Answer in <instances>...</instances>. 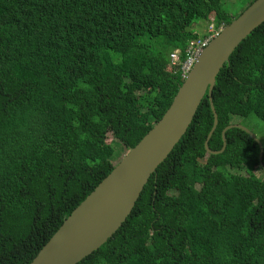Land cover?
Masks as SVG:
<instances>
[{"label":"trees","instance_id":"16d2710c","mask_svg":"<svg viewBox=\"0 0 264 264\" xmlns=\"http://www.w3.org/2000/svg\"><path fill=\"white\" fill-rule=\"evenodd\" d=\"M227 5L0 0V264H31L114 170L117 147L128 153L163 118L185 81L173 50L229 25L237 17ZM199 21L208 23L202 37ZM46 32L61 54L41 71L29 56ZM213 104V151L236 116L261 129L264 23L221 70ZM214 121L207 94L126 222L78 264H264V135L260 148L231 129L226 152L209 154ZM216 209L224 213L208 217Z\"/></svg>","mask_w":264,"mask_h":264},{"label":"water","instance_id":"95a60500","mask_svg":"<svg viewBox=\"0 0 264 264\" xmlns=\"http://www.w3.org/2000/svg\"><path fill=\"white\" fill-rule=\"evenodd\" d=\"M263 23L264 0H255L212 39L163 118L71 213L31 264H78L112 239L132 213L151 177L187 133L207 94L215 124L205 148L211 154L220 153L209 147L218 126L213 104L217 77L241 42ZM234 127L247 132L262 148L251 129L241 124ZM231 129L223 132L222 152L227 147L226 133ZM262 160L260 151L263 166Z\"/></svg>","mask_w":264,"mask_h":264},{"label":"rangeland","instance_id":"374dc122","mask_svg":"<svg viewBox=\"0 0 264 264\" xmlns=\"http://www.w3.org/2000/svg\"><path fill=\"white\" fill-rule=\"evenodd\" d=\"M249 2H250L249 0H228V5L226 6L225 9L227 12L231 13L232 16L238 17L249 6ZM211 23L215 24L214 21H211ZM192 28H193V30H195V33H198L202 37L208 31L207 30L208 29V23H205L203 21H199L198 23L193 25ZM176 50L179 51V55L181 57V60H185L186 59L185 51H182L179 48L174 49L173 51H176ZM171 66L175 67L172 63H171ZM177 66H180V65H177ZM237 119H238L237 116L234 117V121L236 120L237 124L243 125L244 121L242 119H238V120ZM236 123L231 124L228 127H233V129H235L234 125H236ZM214 124H215V121H214ZM260 125H261V129H256V133H257L256 135L258 138H260L264 135V124L260 123ZM228 127H226L225 129H227ZM225 129L223 130V132L225 131ZM223 132H222V134H223ZM209 136H210V133L208 135V138H209ZM109 142L112 143L113 146H115V144H116V142L112 138V136H109ZM120 146H118L116 149V156L118 159L115 161V165L118 162H120L123 159V157L127 154V150L124 147H122V146L120 147ZM223 148H224V141H223V145H222L220 152H222ZM223 153H225V152H223ZM232 171L234 172V171H236V169L233 168ZM202 195L203 194H201L200 196H202ZM223 211H224L223 209H216V211L212 212L208 217L216 219L224 213Z\"/></svg>","mask_w":264,"mask_h":264},{"label":"clouds","instance_id":"9594fccd","mask_svg":"<svg viewBox=\"0 0 264 264\" xmlns=\"http://www.w3.org/2000/svg\"><path fill=\"white\" fill-rule=\"evenodd\" d=\"M224 28V27H223ZM54 38L49 37L48 33H44L42 36H40V39L37 43V45L31 50L30 52V60L31 62L38 67L41 71H46L50 69L51 67L56 65V62H54L55 59L60 57V50L56 47V44L54 43ZM212 41V40H211ZM174 52V51H173ZM172 63V60H171ZM237 124V123H236ZM238 129V128H237ZM251 136V135H250ZM183 139V138H182ZM181 139V140H182ZM227 139V136H226ZM260 139V138H259ZM180 143V142H179ZM178 143V144H179ZM177 144V145H178ZM210 147V143H209ZM227 147H228V139H227ZM226 149L223 152H226ZM175 149V148H174ZM211 149V148H210ZM212 150V149H211ZM213 151V150H212ZM208 152V151H207ZM220 152V151H218ZM223 152L218 153V155L222 154ZM209 153V152H208ZM128 154V153H127ZM211 154V153H209ZM169 157V156H168ZM168 159V158H167ZM166 159V160H167ZM165 160V161H166ZM164 161V162H165ZM163 162V163H164ZM119 163V162H118ZM117 163V164H118ZM162 163V164H163ZM116 164V165H117ZM161 164V165H162ZM160 165V166H161ZM159 166V167H160ZM86 259V258H85ZM82 262V261H81Z\"/></svg>","mask_w":264,"mask_h":264},{"label":"built area","instance_id":"2783aa9c","mask_svg":"<svg viewBox=\"0 0 264 264\" xmlns=\"http://www.w3.org/2000/svg\"><path fill=\"white\" fill-rule=\"evenodd\" d=\"M223 29H216L214 25L209 27V35L210 37L207 39H194L191 40L189 46L185 50L186 59L182 62L181 57L179 55V51L176 50L171 54L172 64L174 66L180 65V70L184 79L188 77L190 72L193 70L198 58L200 57L203 50L209 45L211 40L216 37L220 31Z\"/></svg>","mask_w":264,"mask_h":264}]
</instances>
